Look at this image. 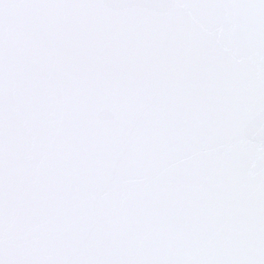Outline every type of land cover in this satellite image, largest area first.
Segmentation results:
<instances>
[{"label": "snow or ice", "instance_id": "6c2138e0", "mask_svg": "<svg viewBox=\"0 0 264 264\" xmlns=\"http://www.w3.org/2000/svg\"><path fill=\"white\" fill-rule=\"evenodd\" d=\"M0 264H264V0H0Z\"/></svg>", "mask_w": 264, "mask_h": 264}]
</instances>
